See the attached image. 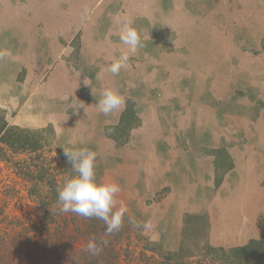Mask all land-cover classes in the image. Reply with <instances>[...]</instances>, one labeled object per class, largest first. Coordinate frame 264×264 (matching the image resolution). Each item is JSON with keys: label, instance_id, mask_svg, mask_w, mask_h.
<instances>
[{"label": "rangeland", "instance_id": "374dc122", "mask_svg": "<svg viewBox=\"0 0 264 264\" xmlns=\"http://www.w3.org/2000/svg\"><path fill=\"white\" fill-rule=\"evenodd\" d=\"M23 1L0 0V26L8 23L5 10ZM157 7L161 18L146 20L143 27L154 36L170 32V41L156 37L155 46L146 45L141 68L128 67L116 76L97 69L94 83L76 81L72 94L68 87L58 97L64 127L79 129L77 119L88 110L86 120L102 124L82 134L74 131V141L60 140L52 124L31 125L27 110L42 113L54 68L28 81L24 62L15 68L7 61V41L0 44V109L13 126L50 127L55 149L86 146L97 153L101 182L121 186L117 199L128 208L125 217L151 222L149 230L130 222L123 244L138 253L146 242L175 253L182 245L229 249L264 240V0H159ZM17 18L23 37L27 21L21 13ZM79 23L66 32L94 31L86 21ZM72 45L77 48L75 39ZM106 88L126 98L121 110L107 116L96 107ZM126 109L137 125L122 133L116 127ZM0 184L13 198L11 216L27 218L34 204L24 199L22 181L5 164H0ZM188 262L207 264L198 254Z\"/></svg>", "mask_w": 264, "mask_h": 264}, {"label": "trees", "instance_id": "16d2710c", "mask_svg": "<svg viewBox=\"0 0 264 264\" xmlns=\"http://www.w3.org/2000/svg\"><path fill=\"white\" fill-rule=\"evenodd\" d=\"M136 125L135 114L126 109L116 130L126 133ZM53 142L50 127L13 126L0 109V164L11 168L24 185V199L34 204L27 218L11 216L9 203L13 198L7 196L10 191L6 192L0 184V264H138L144 259L156 264H189V259L197 254L207 264H264V240H250L229 249L205 243L190 250L182 245L175 253L163 252L161 247L146 242L138 253L129 244H123L131 233L128 218L124 217L119 232L106 237L103 221L61 213L57 189L73 173L64 152L53 148ZM47 154H55L57 160ZM95 166L97 179L102 181L103 173ZM14 193L18 195L15 189ZM193 219L203 222V227L206 225L202 217ZM90 239L101 247L98 255L84 250ZM105 239L106 245L102 243Z\"/></svg>", "mask_w": 264, "mask_h": 264}, {"label": "crops", "instance_id": "0c3cea01", "mask_svg": "<svg viewBox=\"0 0 264 264\" xmlns=\"http://www.w3.org/2000/svg\"><path fill=\"white\" fill-rule=\"evenodd\" d=\"M15 5H10L3 14L8 23L4 27L0 26V44L8 42L11 55L7 61L11 66L19 68L20 63L24 62L28 81L39 80L44 70L54 68L48 85L51 91L45 95L42 113L35 115L33 108L27 111L30 113L31 125L42 128L49 124L56 126L57 136L62 141H74V131L82 134L91 125L103 123L86 120L89 117L88 110L82 115L83 118L77 119L79 129L64 127L62 121L65 122V118L60 115L63 105L59 103L58 97L62 99V92L68 87L72 94L76 81L81 84L84 81L94 83L98 77L97 69H105L113 58L128 51L119 41V32L126 22L131 21L138 30L143 44L135 54H130L129 63L132 65L129 64V67L141 68L146 52L149 53L145 51V46H155L156 37L165 38L166 43L170 41V32H157L154 36L155 32H145L143 27L144 21L161 18L157 7L159 0H24L19 4L15 2ZM18 13L24 14L27 21L28 30L25 27L23 37L18 36L17 32L20 26L17 22ZM82 21H86L94 31L88 32L87 28L79 35L78 32H66L67 29H74L77 23L82 24ZM73 39L77 41V48L72 45ZM64 42L68 45L65 46ZM74 48L77 54L71 57ZM91 69L94 71L90 72ZM44 115L49 116L48 120L45 121ZM243 245L245 242L235 243L232 247Z\"/></svg>", "mask_w": 264, "mask_h": 264}, {"label": "clouds", "instance_id": "9594fccd", "mask_svg": "<svg viewBox=\"0 0 264 264\" xmlns=\"http://www.w3.org/2000/svg\"><path fill=\"white\" fill-rule=\"evenodd\" d=\"M119 41L127 47L128 51L113 58L104 69L113 76L118 75L122 69L128 68L130 54H135L143 47L138 30L132 26L131 21L126 22L119 32ZM84 84L87 85L85 81ZM125 105L126 98L112 88L104 89L96 102L98 112L105 116L121 110ZM77 107H84V105L82 103ZM63 150L73 174L66 176L57 189L59 211L103 221L106 225V237L119 232L123 227L124 217L128 213L127 206L117 199L122 190L120 184L114 181L101 182L97 179L95 166L97 153L94 150L86 146L63 148ZM118 203L119 207H117ZM130 222L143 230H149L152 227L150 221H144L141 224L132 219ZM102 243L106 245L107 239ZM84 250L92 255H98L101 247L95 239H90Z\"/></svg>", "mask_w": 264, "mask_h": 264}, {"label": "bare ground", "instance_id": "6f19581e", "mask_svg": "<svg viewBox=\"0 0 264 264\" xmlns=\"http://www.w3.org/2000/svg\"><path fill=\"white\" fill-rule=\"evenodd\" d=\"M41 9V8H40ZM35 17V16H34ZM34 20V19H33ZM96 62V61H95Z\"/></svg>", "mask_w": 264, "mask_h": 264}]
</instances>
